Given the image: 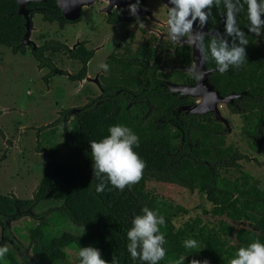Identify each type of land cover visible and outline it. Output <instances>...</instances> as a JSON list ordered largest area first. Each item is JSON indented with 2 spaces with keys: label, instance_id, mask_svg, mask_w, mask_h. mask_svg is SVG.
<instances>
[{
  "label": "trees",
  "instance_id": "16d2710c",
  "mask_svg": "<svg viewBox=\"0 0 264 264\" xmlns=\"http://www.w3.org/2000/svg\"><path fill=\"white\" fill-rule=\"evenodd\" d=\"M241 4L237 25L248 39L246 60L225 73L213 72L209 81L221 95L246 93L234 105L225 108L231 115L240 116L241 134L249 151L257 153L264 148V42L248 32L247 6L244 0ZM26 9L30 20L40 14L44 22L56 23L60 29L71 24L64 19L55 1L31 3ZM17 11L14 0H0V46L9 48L13 54H26L30 49L22 45L25 19L17 15ZM224 13L223 0H214L211 15L204 26L231 41L224 33ZM211 39L208 36L204 39V56ZM61 49L56 42H45L30 54L38 69H48V77H54L61 73L46 53L55 55ZM177 55L186 66H191L189 47H181ZM207 55V69H217L210 53ZM72 58L77 60L76 53ZM119 66L122 80L117 79L116 84L128 86L138 81L134 79V66ZM165 78L176 84L194 82L191 73L177 72ZM139 100L140 103L128 108L121 95L89 100L66 125L63 154L59 155L61 160H54L53 155L44 165L33 198L21 200L12 195H0V219L19 213L24 216V212L34 211L42 203L63 205L68 200L73 202L71 210L61 206L40 214L32 213L40 232L37 239L31 240L35 263L23 256L19 261L15 252H22V248L13 242L14 250L8 249L0 264H66L70 246L76 253L79 247L98 248L107 264H111L113 258L117 264H140L134 262L126 250V233L134 216L142 214L143 208L156 211L165 220L159 227L165 236L166 255L159 264H175L181 255L187 257L185 264L192 259H206L209 264H229L240 247L257 240L264 243V191L249 172L241 169L240 162H246L248 156L227 143L224 126L211 114L189 116L181 113L176 117L174 111L187 102L172 95L166 87L159 94H150ZM67 112L61 114L58 123ZM116 124L127 126L139 137V146L133 151L144 161L145 167L135 184L117 190L105 182L104 191L97 193L100 180L93 176L89 142L101 140L108 135L109 127ZM148 182L173 184L191 193L197 192L210 204V209H203L202 213L226 221H203L196 216L175 228L173 220L181 209L147 192ZM227 221L247 226L236 231ZM68 223L80 229L79 235L69 247L59 245L56 252H52L50 247L56 236L55 230ZM7 232L9 230L4 228L3 234ZM113 235L119 241L112 242ZM189 238L198 241L199 246L184 248L183 241ZM6 239L9 242L11 238Z\"/></svg>",
  "mask_w": 264,
  "mask_h": 264
},
{
  "label": "rangeland",
  "instance_id": "374dc122",
  "mask_svg": "<svg viewBox=\"0 0 264 264\" xmlns=\"http://www.w3.org/2000/svg\"><path fill=\"white\" fill-rule=\"evenodd\" d=\"M158 6L156 4L153 8L158 9ZM148 7L152 10L151 5ZM159 10L165 23L164 32L168 33V8L165 6ZM96 13L104 21L102 16L104 13L93 5L89 11L83 9L80 23L67 24L63 29H60L56 23H46L40 15H35L32 19V30L27 39L29 44L25 46L30 50L26 54H13L9 48L0 46V195H12L21 200L33 198L44 165L53 155L55 156L54 160H61L59 155L63 154L66 125L74 117V111L79 110L93 99V96L89 97L78 92L80 85L68 81L66 77L62 75L48 77V69H38L37 62L30 54L33 51L31 45L37 49L45 42H56L67 47L78 42H86L87 45L98 43L102 35L101 31L98 33L96 30L100 20V18L95 20L97 19ZM254 35L258 41L264 42V31L260 36ZM139 36L143 40L142 36ZM167 42L170 43L171 54L177 41H172L168 37V40H165V43ZM262 48H264L263 45ZM46 56L52 58L61 74L64 71L71 75L77 73L78 67L75 61L72 64L62 52H57L55 55L48 52ZM167 58L168 56H165L166 62H168ZM175 68L180 70L177 64L169 63L165 67V75ZM84 82L85 85H91L90 81ZM189 99L196 101L195 104L198 103V99ZM220 109L222 116L229 123L230 130L226 131L227 143L233 144L240 152L248 156L246 162H240L241 169L249 172L258 187L264 191V148H261L257 153L249 151L245 138L241 134L240 116L231 115L225 106ZM64 111L68 112L58 123L57 121ZM66 117L67 120H65ZM64 120L66 124H64ZM146 191L181 209L173 220L175 228L181 227L187 219L196 216L203 221L225 220L204 215L202 210H209L210 204L197 192L191 193L177 185L156 182H148ZM61 206L71 210L73 202L68 200L63 205L61 203L39 204L34 211H27L24 216L18 220L14 219L8 224L7 227H9L13 238L11 242L15 241L21 246L24 250V257L30 262H34L31 254V240L40 236L39 226L31 216L32 213L40 214ZM227 223L232 225L236 231L247 226L229 221ZM2 230L0 226V247L10 249L13 246L11 242L2 237ZM55 233L56 236L50 247L52 252H56L59 245L69 247L79 235L80 229L68 223L60 229H56ZM8 236L10 237V235ZM111 241L115 243L119 241V238L113 235ZM67 254L68 262L66 264H79L73 246L68 248ZM15 257L21 261L20 256Z\"/></svg>",
  "mask_w": 264,
  "mask_h": 264
},
{
  "label": "clouds",
  "instance_id": "9594fccd",
  "mask_svg": "<svg viewBox=\"0 0 264 264\" xmlns=\"http://www.w3.org/2000/svg\"><path fill=\"white\" fill-rule=\"evenodd\" d=\"M140 0L128 6V11L136 15ZM225 8V30L224 33L229 39H220L214 36L205 53V59L210 53L215 61L217 71L225 73L230 67H239L246 60V46L248 39L246 33L237 25V14L243 7L241 0H223ZM167 24L168 34L172 41H180L187 36L186 43L192 44L197 50L205 52V33L202 31L193 32L194 23L202 28L211 15L214 0H168ZM248 19V32L257 36L264 31V0H244ZM107 70L106 64L99 65ZM139 146V137L130 128L124 125H112L108 129V135L101 140L90 141L89 149L92 161L93 176L100 180L96 192L104 191L106 183L112 188L123 190L138 182L142 170L145 167L144 161L133 151ZM111 190V189H110ZM165 223L164 217L158 215L154 210L142 209V214L135 215L131 227L127 230L126 250L130 258L140 264H159L165 258L166 252L163 247L165 236L160 231V225ZM199 242L195 239L183 241L186 249H195ZM8 252L7 247H0V259ZM77 258L79 264H107L101 258L98 248L88 246L79 247ZM186 256L181 255L175 264H185ZM111 264H117L115 258ZM189 264H209L208 260L192 259ZM229 264H264V243L254 241L247 246L237 249Z\"/></svg>",
  "mask_w": 264,
  "mask_h": 264
},
{
  "label": "flooded vegetation",
  "instance_id": "af4514ba",
  "mask_svg": "<svg viewBox=\"0 0 264 264\" xmlns=\"http://www.w3.org/2000/svg\"><path fill=\"white\" fill-rule=\"evenodd\" d=\"M135 2L136 0H114V2L110 0H95L93 5L104 13L102 14L104 21H102L100 15L98 16L97 13V19H95L98 20V18H100L98 21L99 25L96 27L98 33L101 31L100 34L102 38L100 40L98 39L100 42L93 45H87L86 42H78L75 45L72 44L70 47L61 45L62 49L58 52H62L66 55L68 61L72 64L75 61L78 70L75 75H71V73L66 71L60 75L66 77L68 81L80 85L78 92L89 97L93 96L94 100H102L106 97L111 98L121 95L124 97L128 108L135 103H140L141 100L139 99L142 97L154 93L159 94L164 91L167 81L173 83L167 80L165 78L166 76L173 75L177 72L190 74V72L187 71L190 66H186L183 59L177 55L181 47L190 48V46L185 44L188 37L185 36L181 38V40L176 43L175 47L172 48L173 51L171 54L170 43H165V40H168L169 34L164 32L165 23L159 10L165 7L164 4L160 0H140L137 13L133 16L129 13L128 6ZM156 4L159 5V8L157 7L158 9L153 8ZM93 5L85 6L83 9L89 11V9L93 8ZM149 5L152 6V10L149 9ZM81 18L77 22H70L71 24L69 25L80 23ZM139 35L142 36L143 40L140 39ZM74 53H76L78 57L77 60L72 58ZM190 53H192L191 48ZM165 56H168L167 65H169V63L177 64L180 70L175 68L165 75V67L167 66ZM85 59H87V61L84 63ZM101 64H106L108 66L106 71L99 67ZM122 64H128L136 68L134 79L138 81L133 85L116 84L117 79L122 80L121 73H119L118 70L121 68L119 65ZM71 67H73V65H71ZM91 71H93V73H91ZM129 76L131 77L130 74ZM84 81H90L91 85H85ZM194 83L195 76L192 84L178 85L191 86L194 85ZM175 95L179 96L180 99H186L187 105L196 103V101L190 100L187 97L178 94ZM67 117L65 120H67ZM72 119L73 118H71V120ZM65 120L64 124H66ZM23 215H25V212ZM19 218H21L20 213L11 217L3 216L0 219V226L2 229L6 228L9 230V227H7L8 224L14 221V219L18 220ZM8 235H10V238L13 240L10 230L5 235L2 230V237L6 241ZM11 239L9 242H11ZM14 243L11 242L12 246ZM17 255L18 257H24V250L22 249V252H15V256ZM35 262L36 260L34 259L33 263Z\"/></svg>",
  "mask_w": 264,
  "mask_h": 264
},
{
  "label": "water",
  "instance_id": "95a60500",
  "mask_svg": "<svg viewBox=\"0 0 264 264\" xmlns=\"http://www.w3.org/2000/svg\"><path fill=\"white\" fill-rule=\"evenodd\" d=\"M17 4L18 11L17 15H21L25 19V34L23 36L22 45L28 46L29 42L27 41L31 30V20L29 18V10L26 9V5L30 3H45L50 0H14ZM55 1L56 6L59 8L62 16L67 22H77L81 18L82 9L85 6L91 5L95 2V0H52ZM114 2V0H110ZM124 1V0H119ZM166 8L171 7L168 4V0H160ZM202 31L205 33V36L213 38L214 36H218L220 39L222 36L218 35L215 31L208 30L205 26L200 28L198 23H194L193 32ZM186 45L191 48V58L192 65L187 69L188 72L194 74L195 83L191 86L178 85L173 83H165V87L169 90L172 95L178 94L180 96H184L187 98L198 99L197 104H189L183 105L177 108L174 111L176 117L185 113V115L189 116H202L211 114L215 118V120L222 125L226 131L229 129V123L221 113V107L227 105H234L236 100H240L242 96L246 93H230L228 95H221L211 84L209 81V77L213 72H216V68L207 69L206 61L204 53L197 50L192 44L186 43ZM33 51H35L36 47L31 45ZM79 110L74 111V114H77ZM230 130V129H229Z\"/></svg>",
  "mask_w": 264,
  "mask_h": 264
}]
</instances>
